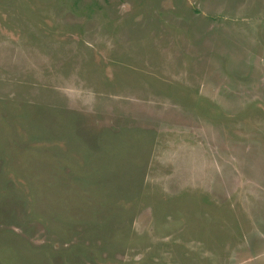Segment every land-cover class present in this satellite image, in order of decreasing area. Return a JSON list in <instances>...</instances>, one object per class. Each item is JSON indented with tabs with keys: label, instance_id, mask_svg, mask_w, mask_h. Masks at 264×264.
Wrapping results in <instances>:
<instances>
[{
	"label": "rangeland",
	"instance_id": "1",
	"mask_svg": "<svg viewBox=\"0 0 264 264\" xmlns=\"http://www.w3.org/2000/svg\"><path fill=\"white\" fill-rule=\"evenodd\" d=\"M0 264H264V0H0Z\"/></svg>",
	"mask_w": 264,
	"mask_h": 264
}]
</instances>
